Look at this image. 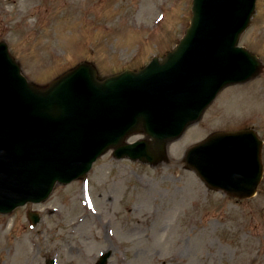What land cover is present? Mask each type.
Segmentation results:
<instances>
[{
	"label": "rangeland",
	"instance_id": "rangeland-1",
	"mask_svg": "<svg viewBox=\"0 0 264 264\" xmlns=\"http://www.w3.org/2000/svg\"><path fill=\"white\" fill-rule=\"evenodd\" d=\"M192 4L0 0V41L40 86L82 62L105 78L164 58L190 25ZM239 45L258 56L260 73L225 86L160 161L109 149L85 177L0 213V264H11L17 239L28 250L22 264H95L108 250V264H264V176L255 196L238 199L208 188L183 162L188 147L215 131L254 128L264 140V0H256ZM142 138L135 132L126 141ZM30 212L40 216L35 225Z\"/></svg>",
	"mask_w": 264,
	"mask_h": 264
},
{
	"label": "water",
	"instance_id": "water-1",
	"mask_svg": "<svg viewBox=\"0 0 264 264\" xmlns=\"http://www.w3.org/2000/svg\"><path fill=\"white\" fill-rule=\"evenodd\" d=\"M256 0H194L191 25L163 59L105 79L82 63L46 87L29 82L0 41V212L40 202L57 182L84 176L113 147L116 157L151 164L197 121L226 85L260 73L257 55L238 46ZM143 131L151 140L125 142ZM263 140L252 129L216 131L183 159L208 187L253 196L263 176ZM34 223L40 220L31 213ZM108 251L96 264H108Z\"/></svg>",
	"mask_w": 264,
	"mask_h": 264
},
{
	"label": "bare ground",
	"instance_id": "bare-ground-1",
	"mask_svg": "<svg viewBox=\"0 0 264 264\" xmlns=\"http://www.w3.org/2000/svg\"><path fill=\"white\" fill-rule=\"evenodd\" d=\"M0 240H1V233H0ZM11 248L15 249V251L13 252V254L9 255L10 263L11 264H22L23 257L24 256L26 257V254L28 253L24 240L17 239L16 242L14 241L13 244H11Z\"/></svg>",
	"mask_w": 264,
	"mask_h": 264
}]
</instances>
